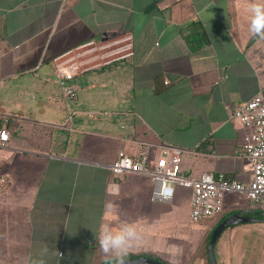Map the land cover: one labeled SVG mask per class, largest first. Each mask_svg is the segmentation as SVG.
Returning <instances> with one entry per match:
<instances>
[{
    "label": "crops",
    "instance_id": "0c3cea01",
    "mask_svg": "<svg viewBox=\"0 0 264 264\" xmlns=\"http://www.w3.org/2000/svg\"><path fill=\"white\" fill-rule=\"evenodd\" d=\"M253 5L264 0H0V129L9 135L0 147V264L113 261L96 241L105 223L136 228L125 257L210 264L222 216L254 211L250 202L227 195L224 214L195 223L190 189L153 200L149 177L109 166L145 149L153 167L169 146L183 150L184 177L250 182L247 130L230 115L264 96V28L253 30ZM124 34L133 58L79 75L67 100L53 60ZM201 36L192 51L186 39ZM261 216L222 231L216 264H264Z\"/></svg>",
    "mask_w": 264,
    "mask_h": 264
},
{
    "label": "built area",
    "instance_id": "2783aa9c",
    "mask_svg": "<svg viewBox=\"0 0 264 264\" xmlns=\"http://www.w3.org/2000/svg\"><path fill=\"white\" fill-rule=\"evenodd\" d=\"M134 56V43L130 35L91 40L53 60L57 84L67 100L75 99L72 81L81 74L99 70L117 63L127 62ZM230 118L238 121L247 130L243 142L244 158L250 163L252 177L248 184H241L222 175L216 179L203 174L197 179L180 174V159L183 150L164 147L162 154L150 166L147 151L144 149L135 159L120 152L109 166L115 176L140 174L149 177L154 183L152 199L170 201L175 188L191 190L190 220L200 222L222 213L225 195L237 194L250 204L260 206L264 211V96L258 92L249 101L235 108ZM4 118V124L9 120ZM8 132L0 129V147L6 146Z\"/></svg>",
    "mask_w": 264,
    "mask_h": 264
},
{
    "label": "clouds",
    "instance_id": "9594fccd",
    "mask_svg": "<svg viewBox=\"0 0 264 264\" xmlns=\"http://www.w3.org/2000/svg\"><path fill=\"white\" fill-rule=\"evenodd\" d=\"M252 10L255 14L253 30L260 31L264 28V6L253 5ZM105 207L109 212L114 211V206L111 202L107 203ZM137 238L138 234L136 228L131 224L124 223L117 231H113L110 224L105 223L100 226L96 241L99 245L100 252L105 257L112 258L114 264H126L124 257L128 254ZM44 251L46 252L47 249ZM24 264H44V261L26 258Z\"/></svg>",
    "mask_w": 264,
    "mask_h": 264
},
{
    "label": "water",
    "instance_id": "95a60500",
    "mask_svg": "<svg viewBox=\"0 0 264 264\" xmlns=\"http://www.w3.org/2000/svg\"><path fill=\"white\" fill-rule=\"evenodd\" d=\"M253 221H255V219L249 218V217L244 216L242 214H233V215L229 216L228 218H226L221 223H219L215 227V229L213 230L211 237H210V240H209V243H208L207 252H208V258H209L210 264H216V261L214 258V253H213V248H214V245H215L219 235L222 233V231L229 226H234V225L244 224V223H250ZM125 262H126V264H162L158 260L149 259V258H137V259H133V260H125ZM110 264H114V262H112Z\"/></svg>",
    "mask_w": 264,
    "mask_h": 264
},
{
    "label": "trees",
    "instance_id": "16d2710c",
    "mask_svg": "<svg viewBox=\"0 0 264 264\" xmlns=\"http://www.w3.org/2000/svg\"><path fill=\"white\" fill-rule=\"evenodd\" d=\"M186 41H187V43H188V45H189V48L192 50V51H195V50H197V49H199L201 46H202V44L203 43H205L206 42V39H205V37H203V36H201L200 38H193V39H186ZM223 212V211H222ZM222 213H220L219 215H221ZM262 214H264V211L263 210H261V209H259V210H254V211H251V212H248V213H246V214H244L245 216H247V217H253V218H255V217H257V218H260V219H262ZM219 215H216V216H219ZM215 216V217H216ZM228 216H226V215H224V216H222V218H221V222L222 221H224L226 218H227ZM209 241V240H208ZM207 245V244H206ZM143 257H146V258H150V259H153V257L152 256H150V255H143ZM124 259H134V257L133 256H127V257H125ZM113 261H108V262H106L105 264H110V263H112ZM162 264H166V263H163L162 262Z\"/></svg>",
    "mask_w": 264,
    "mask_h": 264
},
{
    "label": "rangeland",
    "instance_id": "374dc122",
    "mask_svg": "<svg viewBox=\"0 0 264 264\" xmlns=\"http://www.w3.org/2000/svg\"><path fill=\"white\" fill-rule=\"evenodd\" d=\"M227 195H235V196H238L237 194H227ZM227 195H225V198H226ZM254 209H255V210H259V209H261V210H262V208H261L260 206H258V207L255 206ZM222 213H223V212H222ZM223 214H224V213H223ZM212 218H213V217H212ZM259 225L262 226V225H264V223H263V224H258V223H257V224H254V226H259Z\"/></svg>",
    "mask_w": 264,
    "mask_h": 264
}]
</instances>
